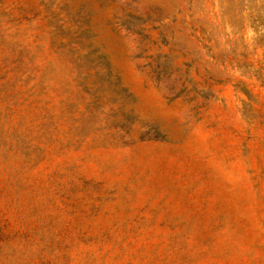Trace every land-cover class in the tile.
I'll use <instances>...</instances> for the list:
<instances>
[{
	"label": "rangeland",
	"instance_id": "1",
	"mask_svg": "<svg viewBox=\"0 0 264 264\" xmlns=\"http://www.w3.org/2000/svg\"><path fill=\"white\" fill-rule=\"evenodd\" d=\"M0 264H264V0H0Z\"/></svg>",
	"mask_w": 264,
	"mask_h": 264
}]
</instances>
